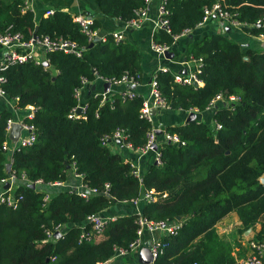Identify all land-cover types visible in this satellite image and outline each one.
I'll list each match as a JSON object with an SVG mask.
<instances>
[{"label": "trees", "instance_id": "obj_1", "mask_svg": "<svg viewBox=\"0 0 264 264\" xmlns=\"http://www.w3.org/2000/svg\"><path fill=\"white\" fill-rule=\"evenodd\" d=\"M216 2L241 23L244 33L264 37V0H167L169 32L158 28L153 42L171 46L174 36L197 27L204 8ZM142 7L144 0H99L103 15L122 22L134 18ZM36 26V35L66 38L83 50L80 57L49 51L47 66L29 60L5 71L6 97L14 99L17 108L34 107L27 121L36 135L33 144L12 153L10 171L17 178L24 175L42 184L30 187L20 182L15 193L21 200L12 206L0 204V264L107 262L114 256V247L128 248L137 238L140 217L165 225L180 223L173 233L159 236L164 247L154 264H235L230 246L215 229L230 212L237 215L240 234L259 224L250 239H264V51L243 49L221 32L207 34L192 40L185 53L187 59H202L196 73L201 85L180 84L173 72L156 71L157 88L171 110L203 111L217 94L240 101L229 106L219 103L212 114L214 126L198 119L166 126L165 131L178 134L184 144L168 143L157 135L159 163L136 175V168L109 144L119 130L133 150L145 146L153 124L139 116L144 97L122 96L123 90L92 93L81 113L72 110L78 106L74 90L82 78L91 85L100 81L98 77L113 82L128 75L140 83L138 47L125 39L116 42L111 33L90 46L69 12L54 9L35 22L32 11L24 10L23 0H0V31L9 28L27 40ZM98 28L93 19L92 29L98 33ZM11 116V111L0 110V180L8 176L5 166L10 160L3 143ZM215 123L221 127L216 129ZM69 171L80 174L82 184L96 193L84 198L48 186L66 181ZM151 189L155 200L142 201L139 213L108 219L99 233L87 219L117 203L142 198ZM45 194L49 199L44 204ZM57 225L64 226L62 235L48 239L46 232Z\"/></svg>", "mask_w": 264, "mask_h": 264}, {"label": "built area", "instance_id": "obj_2", "mask_svg": "<svg viewBox=\"0 0 264 264\" xmlns=\"http://www.w3.org/2000/svg\"><path fill=\"white\" fill-rule=\"evenodd\" d=\"M153 0H144V7L139 8L136 12V16L127 22H125V26L129 28H139L141 26V23L147 18V6L152 2ZM166 2L167 0H159L157 4V10H158V20L156 23V26L158 28H164L169 32V25H168V9L166 8ZM24 3V10L30 9L29 0H23ZM31 10V9H30ZM53 14V10L51 8L47 9L45 11V16ZM214 19L217 22V26L219 29L223 32L226 28H240L241 23L237 20L232 18V15L224 10L219 2L214 3L210 8H204V16L202 21L198 25H202L207 21H210ZM73 20L77 22L80 27L85 31V33L88 36V41L92 42L94 37L98 36L97 30L92 29L93 19L82 15H73ZM259 22V21H258ZM257 22V23H258ZM9 28L0 31V48H1V54H0V98H6V94L2 88V84L5 82V71L11 66L15 64H22L29 60L34 61L36 64L43 63L46 61L45 59V53L49 51L54 50H60L64 53H72L77 57H80L82 55L83 47L77 44L76 42L58 37V38H49L48 36H38L33 35L29 39L25 40L22 38L20 33L17 32H10L8 30ZM191 31L189 29H184L180 34L174 36V42L178 40L179 38L186 36ZM112 37L116 42L123 40V35L120 31H114L111 32ZM100 37V36H99ZM101 39L103 37H100ZM151 50L156 53L157 55L163 56L164 52L170 50V46L166 44L151 43ZM202 59L196 58L193 56H190L186 60V64L190 68V72L187 74H180L175 73L174 74V81L180 84L185 85H192V86H199L202 84V81L196 73L199 72L200 66H201ZM161 71H167L166 68H161ZM100 81L103 83L109 82L110 84H117V85H123L125 86L122 92V96H128L129 98L134 97L137 93L135 92V88L139 85V81L134 78L133 76L123 75L120 79L114 80L113 82H110L108 80L100 79ZM149 84V97L144 98L142 102V107L140 108V114L139 116L141 118H144L148 120L149 122L153 123V116L152 111L158 110V109H165L168 108L165 105L164 99L160 95V92L157 88V83L154 78V75L150 79ZM90 82L86 78H82L81 85L76 88L74 91V96L78 101V106L76 109H73L72 112L75 114L78 113L77 109L80 108V113L84 110L85 104H81V94L84 88H86ZM9 100V99H8ZM12 103V114L13 116L9 117L6 120V130L8 132L7 140L3 143V149L8 155V160L10 163V168L8 171V176L6 178H3L0 180V204L4 203L7 206L14 205L18 200H21V195H16L15 189L20 185V182H24L26 184L30 185H41V180H34L30 181L22 175L20 178L16 177V174L14 171H10L11 169V155L14 151L18 150L21 147H26L34 143L36 139L35 135V128L34 125L29 123L27 120L31 119L33 117L34 113V107L32 105H27L24 108H17L14 106L15 100H9ZM240 101L239 98L236 96H228L226 99L221 95L217 94L207 104L206 109L211 110L213 112L214 108L218 106V104H223L226 106H229L230 104L238 103ZM23 112V115L20 116L19 112ZM190 111H197L196 109L190 110ZM73 116V115H71ZM18 124L19 130L15 138H11L9 136L11 126L12 124ZM216 129L220 128L221 125L218 123H215ZM156 129L153 127L148 133H147V142L143 148L137 149L135 151L144 152L151 149V147L157 142V135H156ZM125 137L123 136L122 132L117 130L114 133V136L111 140H120L126 147H128L130 150H133L131 145L129 143L124 142ZM162 140L168 143H178L179 145L184 144V142L180 139L178 134L176 133H170V132H162ZM156 163H159V158L156 150ZM132 165V164H131ZM75 174V176L80 177L82 179V176L80 174ZM136 175H140L136 169L135 171ZM8 184V187L5 188V185ZM63 184V181H56L49 183L48 186L50 188L54 187H61ZM107 186V185H106ZM79 195H81L84 198H89L91 195L96 193L95 189L87 188L84 184H80V188L77 190H72ZM154 190L147 191L142 198H136L131 199L130 203L137 205L141 203L142 201L150 202L155 200L154 197ZM164 196V194H162ZM49 199V194H45L43 196V203L47 202ZM88 221H90L93 224V228L96 232H101L103 229V226L107 222L108 219H115V216H106L103 214L98 215H90L87 217ZM137 223L139 227L136 230L137 238L128 246V248L123 247H114V256L113 258L117 257H123L126 256L132 252L140 250L142 246V234L144 230H148L149 232H156L158 230H164L165 233H173L175 229H177L180 226V223L172 224V225H165L163 222H148L144 218H138ZM63 225H57L54 229V231H48L47 236L48 239L54 238L55 234L58 236H61L63 233ZM248 246L250 248V254L243 257L241 260L235 262V264H264V239L262 240H253L250 239L248 241ZM164 244L160 242L159 238H154L151 241L150 244V251L152 258L155 260L159 254L162 253ZM111 258L107 262L104 263H97V264H110ZM193 264H198L197 262H194Z\"/></svg>", "mask_w": 264, "mask_h": 264}, {"label": "crops", "instance_id": "obj_3", "mask_svg": "<svg viewBox=\"0 0 264 264\" xmlns=\"http://www.w3.org/2000/svg\"><path fill=\"white\" fill-rule=\"evenodd\" d=\"M158 1L159 0H153L147 6V18L141 23V26L136 29L126 27L125 22L120 21L118 18L103 15L99 9V0H29V4L34 15L35 22H37L42 16H45V11L47 8H51L52 10L63 9L69 12L71 15L82 14L98 21V36L100 37H103L106 34L114 31H120L123 35V39L136 45L140 51L143 74L141 82L135 87V92L141 94L144 98L149 97V81L151 77L161 68H166L168 71H171L174 74H187L190 72L189 66L185 63L187 60L185 54L187 46L192 40L200 38L204 35L221 32L239 43L243 49L250 48L258 52L264 51L263 36L249 35L244 33L240 28H229L228 31L222 32L217 26V22L212 19L202 25H198L188 35L176 40L170 46V51L173 54L172 59L157 55L151 50V43L153 41L154 32L158 30V27L156 26L158 20ZM103 84L104 83L102 81H97L96 83L88 85L86 88H84L81 94L80 103L85 104L86 99L92 93H102L108 95L109 93L122 91L125 87L123 85L110 84L108 90L106 91L103 87ZM92 85L95 86L93 91H91ZM2 109L12 111V103L6 98H0V110ZM191 112H194L195 119L204 122L206 125L214 126V120L212 118L213 112L211 110L205 109L203 111H174L169 108H165L152 111L153 127L156 130H161L160 134H162V132L165 131L166 126L186 122V119ZM109 145L113 151L119 152L125 158V160L130 162L137 169L139 174H142V172L145 171L151 163H155L156 151L152 149L144 152L130 150L122 142L119 143L116 142V140H112ZM81 182L82 180L80 177L75 176L72 171H69L68 179L63 181L61 187L56 188L77 190L80 188ZM140 207V203L137 205L132 203H117L105 210L103 215L119 216L126 213H139ZM239 224L240 223L236 213L230 212L215 225V229L219 235V238L224 240L230 246L231 255L234 257L235 262L250 254L251 250L248 246V240L260 228L259 224H256L251 229H247L242 234H240L238 232ZM162 233H165L162 229L156 232H149L145 229L141 237L142 246L145 243L151 244V241L154 238H159ZM138 251L116 259L115 264H120L122 262L129 264L137 263ZM109 263L111 264L112 260Z\"/></svg>", "mask_w": 264, "mask_h": 264}, {"label": "water", "instance_id": "obj_4", "mask_svg": "<svg viewBox=\"0 0 264 264\" xmlns=\"http://www.w3.org/2000/svg\"><path fill=\"white\" fill-rule=\"evenodd\" d=\"M37 29H38V27L36 26L34 35H36ZM228 29H229V28H226L223 32L228 31ZM100 39H101V38H100L99 36L94 37L93 41L90 43V46H92L94 42L99 41ZM163 56H164L165 58H169V59H172V58H173V54H172V52H171L170 50L164 52ZM244 59H246V57H245ZM43 64H44L45 66H47V65H48V62H47V61H44ZM109 86H110V83H109V82H105V83L103 84V87H104V89H105L106 91L108 90ZM94 87H95L94 85L91 86V91L94 90ZM132 88H135V87H132ZM89 92H90V91H89ZM80 111H81V109L78 108V109H77V112L80 113ZM192 119H195V114H194V112H191V113L188 115V117H187V119H186V122H187V121H190V120H192ZM18 130H19V125H18V124H15V123L12 124V126H11V130H10V133H9V136H10L11 138H15L16 135H17V133H18ZM160 131H161V130H156V132H155L156 135H159V134L161 133ZM116 142H119V143H120V140H116ZM151 149L154 150V151H156V150H157V144L155 143V144L151 147ZM155 163H156V162H155ZM67 167H69V166H67ZM5 168H6V171L8 172V171H9V168H10V164H9V163H6ZM261 183L264 184V175L261 177ZM7 187H8V184L5 185V188H7ZM30 187H34V185H30ZM55 237H57V234H55ZM138 263H140V264H154V259L152 258L151 251H150V243H145V244L140 248V250L138 251Z\"/></svg>", "mask_w": 264, "mask_h": 264}, {"label": "rangeland", "instance_id": "obj_5", "mask_svg": "<svg viewBox=\"0 0 264 264\" xmlns=\"http://www.w3.org/2000/svg\"><path fill=\"white\" fill-rule=\"evenodd\" d=\"M19 115L22 116V115H23V112L20 111V112H19Z\"/></svg>", "mask_w": 264, "mask_h": 264}, {"label": "clouds", "instance_id": "obj_6", "mask_svg": "<svg viewBox=\"0 0 264 264\" xmlns=\"http://www.w3.org/2000/svg\"><path fill=\"white\" fill-rule=\"evenodd\" d=\"M121 143V142H120Z\"/></svg>", "mask_w": 264, "mask_h": 264}]
</instances>
